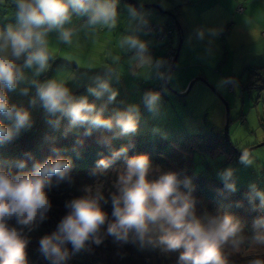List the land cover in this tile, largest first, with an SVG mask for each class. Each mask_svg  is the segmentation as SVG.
<instances>
[{"label": "rangeland", "instance_id": "1", "mask_svg": "<svg viewBox=\"0 0 264 264\" xmlns=\"http://www.w3.org/2000/svg\"><path fill=\"white\" fill-rule=\"evenodd\" d=\"M240 2L245 7L244 17L238 21L235 29L238 28L239 32L246 34L245 38H237L234 43L235 41L239 42L236 50L238 49L237 56L241 73L245 64L244 59L246 65L264 66V0H240ZM17 11L16 0H0V33L6 32L9 26L13 28L17 26ZM124 20L125 18L120 16L107 24L103 22L92 24L87 15L72 13L70 20L63 26L64 30H70L72 33L70 42H64L61 39V30L58 29L48 31L45 36L50 58L43 72L36 75L35 65L31 68L26 67V55L15 61L23 79L17 82L14 90L5 87L4 91L8 97L9 106L28 112L29 122L17 130L14 116L10 118L0 114V123H3L12 132V135L7 139L0 138V165H4L0 166V170H4L5 166L18 163L19 158L22 159L24 168L28 167L33 170L37 162L43 164L49 158L52 160H69V169H72L73 165L84 168L91 161L96 162L100 157L108 155L113 148L124 146L130 135L136 134L138 137L149 132L148 129L151 130V140L160 141L164 136L166 140L170 136L180 137L186 129L190 133L207 130L215 134H224V129L227 127L225 132L227 140L234 148V158L228 159L224 153L208 155L195 152L190 156H185L187 158L186 169L192 177L201 176L215 178L223 182L232 181L235 188L249 192L260 199L258 193H264V144H260L264 142V87H249L242 92L236 84L234 90L229 91L226 87L225 75L222 71L221 73L215 72L216 68H223V55L221 54L211 52L209 55L206 51V53H200L199 57L193 59V61L201 60L203 72L211 79L212 83H215L216 79L220 80L218 90L210 86L207 90V84L203 83L204 80H196L187 94L178 96L174 91H178L179 81L183 83L186 80V70L183 67H177V70L173 69L168 77V87L166 88L169 100L166 101H164L163 95L155 91L154 87L155 83L160 81L157 72L162 54L158 56L155 68L150 69L148 73L146 87L152 91L146 92V95L149 93L158 95V101L153 108L157 117L165 108L164 124L161 126L156 124L154 126L155 121L152 120L145 124L143 120L145 117L142 115L137 120L135 132L121 134L120 129L116 127L105 129L90 128L87 124L72 125L67 116L59 112L51 114L46 111L37 94L36 84H44L50 80L62 83L69 90L73 99L78 100L86 97L89 103L96 104L97 109L103 107L105 119L114 118L117 113L127 111L117 106L121 104L119 101H109L108 93L97 99L89 92V89L97 87L100 81L114 82L109 75L110 70H103L102 65L99 64L102 55L100 53L113 42L111 36L113 22L118 21L120 24H124ZM171 20L174 22L172 18ZM234 26L233 24L232 28ZM143 31L146 32L144 27ZM177 32V30L174 32V45L178 38ZM120 33L123 32L118 31L116 35ZM223 33H225L224 30H221L220 35L218 33L213 42L214 45H218V49L215 51L217 53L223 47L226 38L223 37ZM151 36L153 37V35ZM241 40L246 45L241 46ZM6 52L10 57V48ZM165 69L167 70L168 67L166 66ZM128 73H125V78ZM119 74H124V70H120ZM103 76L105 80L101 79ZM175 76L178 79L176 88ZM32 81H35L36 84H33ZM108 84L112 91H118V83H115L118 84V87L109 82ZM25 89H27L26 94ZM145 104L147 103L144 99L141 103L143 109L146 108ZM226 106H228V123ZM23 147L28 150L24 151ZM57 151L62 152V155L57 157ZM126 168L127 166L120 165L115 174L111 176L112 185L120 186L119 178L125 174ZM227 170H231L232 175L225 181L222 175ZM164 171V168L155 165V161H151L149 162L147 179L149 181L157 180ZM6 172L11 175L10 172ZM101 188L102 185L89 188L87 197L96 198L101 193ZM193 203L195 216H198L204 224L215 217V207H210L207 200L201 199L193 201ZM49 210L48 208L44 212L46 219H52ZM262 211H264V206H262ZM54 217L55 220L52 222L54 225H59V221L64 218L63 215L59 216L57 213ZM33 222H38V228L49 223V221L43 222L39 214ZM57 231L52 226L46 230V233L51 236ZM258 235L264 236V226ZM42 239V237L37 238V243H35L36 254H28L25 257L26 264H110L113 262L110 257L97 252L92 239H89L88 242L90 243L85 244L79 250H76L70 241L62 243L61 250L67 252V256L62 260H56L48 255L43 257L42 255L46 254L41 249L40 241ZM81 251H86L89 254L88 261H84V263H80L76 257ZM243 254L264 255V242L255 239L250 248Z\"/></svg>", "mask_w": 264, "mask_h": 264}, {"label": "clouds", "instance_id": "2", "mask_svg": "<svg viewBox=\"0 0 264 264\" xmlns=\"http://www.w3.org/2000/svg\"><path fill=\"white\" fill-rule=\"evenodd\" d=\"M17 26H9L0 33V114L15 118L18 130L29 122L28 112L9 106L4 88H16L17 82L23 79L15 61L26 55L25 66H36V75L43 72L50 58L45 36L48 31L58 29L64 42H70L71 31L63 26L70 20V15H87L92 24L114 21L116 16L115 0H16ZM201 37L203 33H200ZM132 47L141 51L144 45L135 39L126 41ZM10 57L6 50L9 49ZM36 84L35 81H32ZM37 94L47 112H57L70 119L72 125H89L90 128H119L121 134L133 133L137 127L136 109L130 107L125 112L117 113L114 118L103 117V107L97 109L95 103H89L86 97L73 99L69 90L62 84L50 80L44 84H36ZM25 94L27 89L24 90ZM89 92L97 99L108 93V100L115 99L108 82L100 81ZM158 95L149 93L145 100L149 108H154ZM11 130L0 123V138L7 139ZM127 151L121 148L113 153L118 157ZM103 166L108 161L99 162ZM67 159L52 160L49 158L43 164H37L33 172L12 176L0 170V264H26V241L21 239L14 228L6 225V220L16 217L23 225L31 224L39 214L44 218V212L50 207L44 191L51 184V178L57 176L63 179L69 169ZM149 159L140 155L127 160L124 175L120 176V195L113 197L114 222L107 226L108 234L118 241L127 242L130 232L144 240L150 231V226H158L161 232L159 243L168 250L183 249L179 256L180 264H224L220 247L235 238L240 231L239 222L230 215L214 218L207 224L197 219L194 214V203L179 191V181L173 173L162 175L157 180L147 179ZM231 170L223 173L227 181ZM230 188L234 185L228 184ZM261 206H264V193H258ZM101 197L80 198L69 205V214L58 226V231L51 236H45L41 241L42 251L56 260H62L67 252L61 250V244L70 241L76 250L82 248L89 239L97 244V235L105 224L106 214L101 210ZM264 225L257 221L256 226ZM256 239L264 242V236ZM233 242H237L233 240ZM255 264H260L256 261Z\"/></svg>", "mask_w": 264, "mask_h": 264}, {"label": "trees", "instance_id": "3", "mask_svg": "<svg viewBox=\"0 0 264 264\" xmlns=\"http://www.w3.org/2000/svg\"><path fill=\"white\" fill-rule=\"evenodd\" d=\"M172 14L176 17L178 16V13L174 14L173 11ZM149 22L152 21L145 20L144 27ZM170 22L172 23L170 28L173 33L172 43L175 55L177 44L174 45V32L177 29L174 22L172 20H170ZM181 34H183V30L180 27L177 32V37ZM150 35H153L155 38L154 34L150 33ZM159 40L161 45L163 44L165 52L168 45L166 42L167 40L165 38ZM221 71L222 69L220 73ZM229 75L225 77L227 78ZM237 78L238 87L242 92L249 87H264V66L248 64L245 66L242 76ZM159 82L164 86L163 93L161 94L164 96V101L169 100L166 88L168 86L163 85V80ZM240 85L242 88H240ZM139 116L140 113L137 112V120ZM163 118H165L164 112L160 113L159 117L155 115L154 126L155 124L157 126L163 125ZM146 122L147 121L144 120V123L148 124ZM148 131L149 132H145L138 137L136 134L130 135V138L124 146L113 148L108 155L100 157L96 162L91 161L90 164L84 168L73 165L72 169L67 170L63 179L53 176L51 178V184L46 186L44 190L45 193L49 194L46 195L50 202L49 212L52 217V219H42L43 222L49 221L47 225L41 228H38V222L23 225L17 222L16 217L6 220L7 227L10 229L14 228L19 233L21 239L26 241L25 257L30 253L36 254L37 249L35 248V243H37V238L48 236L46 233L47 229L54 226L55 229L58 230L59 225H54L52 223L53 220H55L54 215L56 213L59 216L63 215V217H65L70 211L68 205L73 200L86 198L89 188H93L95 185H102V191L97 197H101V199H99V204L101 210L106 214V221L97 233L100 243L97 244L93 240V246L97 248V252H101L102 255L113 259V262L110 264H180L179 256L183 249L168 250L164 245H161L159 243L161 232L158 226H150V231L143 241L140 240L135 232L129 233L127 242L118 241L107 232L108 224L115 220V217L112 215L114 210L112 202L113 197H118L121 194V185L119 187L112 185L111 176L115 174L120 165L127 166V160L144 155L148 157L149 162L155 161L156 166L165 169L163 175L168 173L176 175L179 181V191L181 194L188 196L193 201L205 199L209 202L210 207L214 206L216 213L215 217L212 219L230 215L239 222L240 231L237 233L236 237L230 238L229 241L222 244L220 247L224 264H255L256 261H260V264H264V255L243 254L244 251L250 248L262 226H264H256L257 221H264V211H262L261 200L254 197L249 192L239 190L235 187H228V184L234 185L232 181L228 180V182H223L215 178L201 176L192 177L186 169L187 158L185 156H190L195 152L208 155L224 153L227 155L228 159L234 158V148L224 134H215L207 130L190 133L186 129L184 131L185 133L183 132L184 134L180 136L181 138L178 136H170L166 140L164 136L163 138L161 137L162 140L159 141L151 140V130L148 129ZM23 148L24 151L28 150L25 147ZM121 148H126L127 151L114 158L113 153L119 152ZM60 155H62V152L57 151V157ZM91 158L92 156L90 159ZM101 160L108 161V165L106 167L101 165L99 163ZM37 164L40 163L37 162ZM10 166H5L4 171L10 172L12 176L34 171L28 167L24 168V163L20 158L18 163ZM14 167L16 168L11 169ZM196 218L199 219L198 216ZM61 221L62 220L59 222ZM233 240L237 242L234 243ZM42 256L47 257V255ZM88 256L89 254L86 251H81L76 255L80 263L88 261Z\"/></svg>", "mask_w": 264, "mask_h": 264}, {"label": "crops", "instance_id": "4", "mask_svg": "<svg viewBox=\"0 0 264 264\" xmlns=\"http://www.w3.org/2000/svg\"><path fill=\"white\" fill-rule=\"evenodd\" d=\"M116 3V16H123L125 18L124 24H120L118 21L113 22V30L111 36L113 42L105 47L103 50L99 64L103 70H110V77L114 82L110 84L118 87L116 91L115 101H119L121 104L117 106L128 110L129 105L136 109V112L140 113V117H145L146 123L150 120H155L154 109L149 108L145 104V109L141 106L142 101L146 97V92L152 91L147 89L146 80L150 69L155 68L158 60V56L164 53V46L161 45L159 39H155L149 33L143 31L145 20L152 21L154 23H163L170 18L169 15L162 13L160 9L151 7V4H158L162 10H166L174 14L178 13L177 19L183 30V34L178 36L175 45L181 40L180 49L176 61V68L183 67L186 72V80L181 83L179 81V92L185 90L186 86L195 77H202L208 86L218 90L220 80L216 79L215 83L211 82L206 74L203 72V64L201 60L193 61L195 57H199L200 53L204 54L214 52L215 54L223 55V75L232 74L236 77L242 76L243 70L240 73V64L237 56L236 47L238 45L237 38H245L243 32H239L237 27L238 21L244 17L243 12H236V5L241 3L240 0H115ZM243 6L244 4L241 3ZM116 23V24H115ZM235 25L232 28V25ZM225 26V28H223ZM221 30H224L223 47L218 49V45H214L216 36L220 35ZM123 32L116 35L117 32ZM203 33L201 37L200 33ZM154 34V33H153ZM226 36H225V35ZM215 36L214 38H212ZM129 39H135L138 43L144 45V49L141 51L138 47H132L128 41ZM213 40V41H212ZM243 44L241 40V46ZM231 58L229 59V56ZM119 64V67H118ZM242 65V64H241ZM124 70V74L120 75L119 71ZM129 72L125 78V73ZM105 80L103 76L101 78ZM198 80V79H197ZM106 81V80H105ZM178 79L175 76V88ZM196 81V80H195ZM194 81V82H195ZM118 83V84H115ZM194 84V83H193ZM193 86V85H192ZM115 109V106H113ZM165 112V108L164 111Z\"/></svg>", "mask_w": 264, "mask_h": 264}, {"label": "built area", "instance_id": "5", "mask_svg": "<svg viewBox=\"0 0 264 264\" xmlns=\"http://www.w3.org/2000/svg\"><path fill=\"white\" fill-rule=\"evenodd\" d=\"M244 10V6L241 3H238L236 5V12H243ZM144 29L146 30V32L148 33H154V36L156 39H163L165 38L167 41V49L165 50V52L160 56V61H159V69H158V76L160 78V81L163 80V85H167V78H165V72L166 69L165 67H170L173 59H174V46L172 43V38H173V33H172V29L170 28V25H165V24H159V23H154V22H149L145 25ZM220 66V65H219ZM221 67L216 68L215 72L216 73H220ZM238 78H236L234 75H229L226 78V87L228 88L229 91L234 90L235 85L238 83ZM155 87V91L158 94H162L163 93V88L164 86H162V84H160V82L155 83L154 85ZM240 88H242V86L240 85Z\"/></svg>", "mask_w": 264, "mask_h": 264}, {"label": "water", "instance_id": "6", "mask_svg": "<svg viewBox=\"0 0 264 264\" xmlns=\"http://www.w3.org/2000/svg\"><path fill=\"white\" fill-rule=\"evenodd\" d=\"M150 6L153 7V8H156V9H160V10L162 11V13H165V14L169 15V16L174 20L177 31L180 29L181 25H180V23H179V21H178V19H177V17H176L175 15H173V14H172L171 12H169V11L162 10V9L159 7L158 4H151ZM159 24H161V23H159ZM180 45H181V40L179 39L178 44H177V47H176V53H175V55H174L173 62H172V64H171V66L168 67V69L166 70V72H165V78H168L169 75H170V73L172 72V70L176 68L175 66H176V61H177V57H178V52H179V49H180ZM197 79H198V80H204L202 77H195L194 79H192V80L190 81V83H189L188 86L186 87L187 89H185V90H183V91H180V92H179V91H174V93H176V94L179 95V96H183V95L187 94L188 91L190 90L191 86L193 85L194 81L197 80ZM204 81H205V80H204ZM167 86H168V84H167ZM226 110H227V123H228V120H229V119H228V106H226ZM225 130H227V127H225V129H224V136L227 138ZM260 144H264V142H261ZM260 144H259V145H260ZM88 241H89V240H87L85 243L87 244Z\"/></svg>", "mask_w": 264, "mask_h": 264}, {"label": "flooded vegetation", "instance_id": "7", "mask_svg": "<svg viewBox=\"0 0 264 264\" xmlns=\"http://www.w3.org/2000/svg\"><path fill=\"white\" fill-rule=\"evenodd\" d=\"M170 20H171V18L169 19V17H168V19L165 20L163 24H165V25H171L172 23L170 22Z\"/></svg>", "mask_w": 264, "mask_h": 264}]
</instances>
